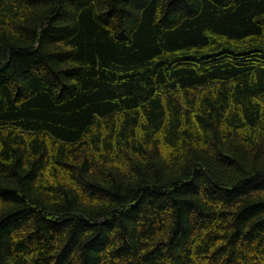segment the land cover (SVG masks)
I'll return each instance as SVG.
<instances>
[{
    "label": "trees",
    "instance_id": "1",
    "mask_svg": "<svg viewBox=\"0 0 264 264\" xmlns=\"http://www.w3.org/2000/svg\"><path fill=\"white\" fill-rule=\"evenodd\" d=\"M0 264H264V0H0Z\"/></svg>",
    "mask_w": 264,
    "mask_h": 264
}]
</instances>
